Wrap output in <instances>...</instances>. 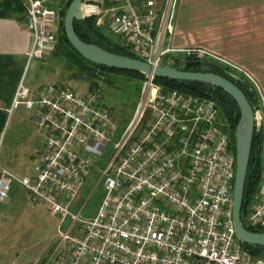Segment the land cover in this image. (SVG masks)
<instances>
[{
	"label": "built area",
	"instance_id": "built-area-1",
	"mask_svg": "<svg viewBox=\"0 0 264 264\" xmlns=\"http://www.w3.org/2000/svg\"><path fill=\"white\" fill-rule=\"evenodd\" d=\"M49 1L25 0V20L35 38L31 60L53 48L60 31L61 8H50ZM175 9V0L161 11L147 0L142 13L130 0H84L85 16L104 15L109 32L139 60L171 68L166 55L177 52L242 73L260 98L255 131L263 130L264 99L249 74L203 48H165ZM146 78L122 134L102 105L100 84L84 95L56 83L33 95L21 84L14 107L35 111L44 143L34 152L29 174L0 165V203L17 184L60 217L58 242L45 264H264V257L252 256L236 235L237 157L217 104ZM94 170L102 200L96 214L83 219L84 206L77 214L72 208ZM243 223L264 230V169L258 199Z\"/></svg>",
	"mask_w": 264,
	"mask_h": 264
},
{
	"label": "rangeland",
	"instance_id": "rangeland-1",
	"mask_svg": "<svg viewBox=\"0 0 264 264\" xmlns=\"http://www.w3.org/2000/svg\"><path fill=\"white\" fill-rule=\"evenodd\" d=\"M23 1L25 4V0ZM66 2L67 0H50L47 5L62 9ZM92 17L96 18V24L103 19V23L97 25L108 32L104 15ZM53 48L46 51L41 59L30 61L23 85L31 92L35 91V94L52 83L70 87L80 95L86 94L91 87L90 82L75 78L78 68L66 60L55 58L52 55ZM112 80L114 85L99 82L102 89L101 102L112 112L114 122L122 134L134 117L145 82L122 75L113 76ZM32 94L34 95L33 92ZM31 114L35 116V111L26 110L21 105L8 115L0 138V162L3 159L25 157L34 168L36 157L33 152L42 148L44 137L39 134L36 126H25L24 116L29 117ZM32 153L33 158H30ZM98 180L99 176L94 170L78 197V204L72 208V212L77 214L84 206L81 212L83 219L93 217L101 203L103 188L102 184L97 185ZM12 187L14 191L9 198L0 203V264H45L58 242L61 219L53 215L46 204L36 201L19 185L13 184ZM69 223V220L66 221L64 228Z\"/></svg>",
	"mask_w": 264,
	"mask_h": 264
},
{
	"label": "crops",
	"instance_id": "crops-1",
	"mask_svg": "<svg viewBox=\"0 0 264 264\" xmlns=\"http://www.w3.org/2000/svg\"><path fill=\"white\" fill-rule=\"evenodd\" d=\"M146 1L130 0V4L142 13ZM152 1L161 11L171 0ZM175 4L173 33L167 35L165 48L209 51L249 74L264 99V0H175ZM34 43L25 18H0V138L8 115L20 107H14V100L32 61ZM24 119L25 126L35 128L34 114ZM0 165L17 175L31 173L33 166L25 157L3 159ZM13 191L12 187L10 195Z\"/></svg>",
	"mask_w": 264,
	"mask_h": 264
},
{
	"label": "trees",
	"instance_id": "trees-1",
	"mask_svg": "<svg viewBox=\"0 0 264 264\" xmlns=\"http://www.w3.org/2000/svg\"><path fill=\"white\" fill-rule=\"evenodd\" d=\"M73 0H67L64 8L61 9V25L57 35L56 43L53 48L52 55L55 58L66 60L70 64L78 68L74 77L77 79L87 80L91 84V88L99 86V82L103 81L109 85H114L113 76L122 75L139 82H145L146 76L136 72L117 70L96 65L85 59L75 50L69 42L65 33V16ZM26 17V7L23 0H0V18H17L24 19ZM95 17H86L82 21H74V28L77 35L86 43L95 44L109 52L138 59L127 48L122 46L120 41L113 36L109 30L105 31L104 27L96 24ZM166 60L171 61V68L191 71V72H209L219 74L236 84L246 95L254 112L258 109L260 98L252 83L239 71L231 67L221 64L211 58L199 60L192 56H186L181 53L172 52L166 55ZM206 62L215 64L219 68H214ZM154 83L168 90H179L187 94L207 98L214 101L221 113L223 122L226 123L227 130L231 134V139L236 151L235 132L240 121L241 112L234 98L223 89L210 84L190 81H174L169 79L155 78ZM264 149V129L255 131L253 136L250 163L244 191V202L242 206V220L244 221L246 214L258 199V189L261 181V175L264 169L263 160ZM253 232H264L246 226ZM244 248L254 257H264V247L256 245H248L242 243Z\"/></svg>",
	"mask_w": 264,
	"mask_h": 264
},
{
	"label": "water",
	"instance_id": "water-1",
	"mask_svg": "<svg viewBox=\"0 0 264 264\" xmlns=\"http://www.w3.org/2000/svg\"><path fill=\"white\" fill-rule=\"evenodd\" d=\"M85 18L84 0H73L66 12L64 27L71 45L90 62L107 68L140 73L154 79L210 84L223 89L234 98L240 108L241 117L235 132L237 165L233 191V222L236 235L242 243L264 247V232L250 231L242 221L245 184L255 132L254 110L244 92L236 84L216 73L191 72L156 66L139 59L109 52L92 43H86L77 35L74 28V21H82ZM206 64L219 68L209 62Z\"/></svg>",
	"mask_w": 264,
	"mask_h": 264
}]
</instances>
